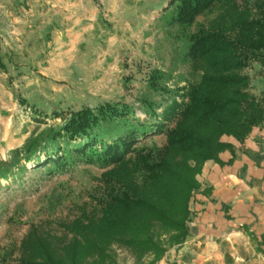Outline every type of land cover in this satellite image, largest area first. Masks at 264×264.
<instances>
[{
    "label": "trees",
    "instance_id": "1",
    "mask_svg": "<svg viewBox=\"0 0 264 264\" xmlns=\"http://www.w3.org/2000/svg\"><path fill=\"white\" fill-rule=\"evenodd\" d=\"M170 4V23L188 41L185 56L192 72L201 73L198 81L170 89L152 74L150 85L166 98L161 104L146 102V119L135 117L125 102L52 112L53 118H63L61 126L36 136L26 149L28 159L39 146L45 152L38 167L51 162L58 169L77 160L102 163V198L96 210H82L62 223L68 239L63 245L29 232L21 241L20 264H115L114 245L128 249L136 264H154L166 243L186 238L196 176L227 145L222 136L242 141L264 122V96L251 92L250 76L243 72L252 60L264 64V0ZM214 11L205 26L190 32L198 15ZM171 117L173 125L167 127ZM158 132L165 133L161 148L136 146Z\"/></svg>",
    "mask_w": 264,
    "mask_h": 264
},
{
    "label": "rangeland",
    "instance_id": "2",
    "mask_svg": "<svg viewBox=\"0 0 264 264\" xmlns=\"http://www.w3.org/2000/svg\"><path fill=\"white\" fill-rule=\"evenodd\" d=\"M6 1L0 5V50L7 64L0 69V264H20L21 241L29 232L63 245L68 239L62 223L82 210H96L102 198V163L38 167L45 152L39 146L28 159L34 138L61 126L63 118H53L52 112L125 102L135 117L146 119V102L161 104L166 98L150 85L152 74L160 85L175 89L196 83L201 73L192 72L185 56L188 41L170 23L171 0H161L165 7L155 12L135 5L144 0H29L16 21ZM215 14L198 15L190 32ZM8 46L15 52L12 66ZM243 72L250 76L251 92L264 96V64L252 60ZM164 143L165 133L158 132L136 146ZM175 245L166 243L165 252ZM111 250L115 264H136L128 249L114 245Z\"/></svg>",
    "mask_w": 264,
    "mask_h": 264
},
{
    "label": "crops",
    "instance_id": "3",
    "mask_svg": "<svg viewBox=\"0 0 264 264\" xmlns=\"http://www.w3.org/2000/svg\"><path fill=\"white\" fill-rule=\"evenodd\" d=\"M6 2L12 21L29 8V0ZM135 5L155 12L164 3L144 0ZM10 48L5 51L12 66L15 52ZM221 141L227 145L217 160L206 161L196 176L186 238L154 264H264V122L242 141L227 135Z\"/></svg>",
    "mask_w": 264,
    "mask_h": 264
}]
</instances>
